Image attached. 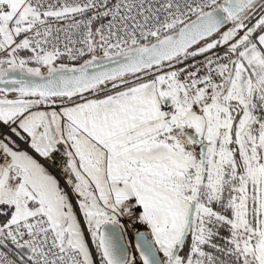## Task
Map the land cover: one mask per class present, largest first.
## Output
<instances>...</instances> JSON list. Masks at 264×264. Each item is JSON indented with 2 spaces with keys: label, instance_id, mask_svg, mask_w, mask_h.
<instances>
[{
  "label": "snow or ice",
  "instance_id": "snow-or-ice-1",
  "mask_svg": "<svg viewBox=\"0 0 264 264\" xmlns=\"http://www.w3.org/2000/svg\"><path fill=\"white\" fill-rule=\"evenodd\" d=\"M0 264H264V0H0Z\"/></svg>",
  "mask_w": 264,
  "mask_h": 264
}]
</instances>
